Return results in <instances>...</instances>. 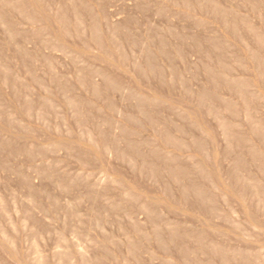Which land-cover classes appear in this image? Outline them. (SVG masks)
Returning <instances> with one entry per match:
<instances>
[{"label": "rangeland", "instance_id": "1", "mask_svg": "<svg viewBox=\"0 0 264 264\" xmlns=\"http://www.w3.org/2000/svg\"><path fill=\"white\" fill-rule=\"evenodd\" d=\"M0 264H264V0H0Z\"/></svg>", "mask_w": 264, "mask_h": 264}, {"label": "bare ground", "instance_id": "2", "mask_svg": "<svg viewBox=\"0 0 264 264\" xmlns=\"http://www.w3.org/2000/svg\"><path fill=\"white\" fill-rule=\"evenodd\" d=\"M23 2V1H22ZM25 2V1H24ZM71 3V2H70ZM31 4V3H30ZM19 5V4H18ZM20 6V5H19ZM30 7V6H29ZM19 8V7H18ZM21 8H23V7H21ZM17 9V8H16ZM32 9V8H31ZM76 9H77V7H76ZM79 9V8H78ZM25 11V10H24ZM28 11V10H27ZM34 11V10H33ZM31 12H32V10H31ZM78 12V11H77ZM76 12V13H77ZM79 13V12H78ZM34 14V13H33ZM37 15H38V13H36ZM64 14V13H63ZM36 15V16H37ZM65 15V14H64ZM66 16V15H65ZM69 16V15H68ZM35 17V16H34ZM67 17V16H66ZM33 17H31V19H32ZM60 18V17H59ZM34 19V18H33ZM62 19H64V18H62ZM70 21V20H69ZM66 23V22H65ZM68 25V24H67ZM232 26V25H231ZM235 27V26H234ZM232 29V28H231ZM257 35V34H256ZM263 37H259V39H262ZM257 54V53H256ZM254 57V56H253ZM247 58V57H246ZM257 58V57H256ZM157 59V58H156ZM254 60V59H253ZM256 60V59H255ZM256 61H258V60H256ZM255 62V61H254ZM148 63H150V61L148 62ZM261 63V62H260ZM151 65H153V64H151ZM262 68V67H261ZM260 71V70H259ZM215 72V71H214ZM216 73V72H215ZM218 73V72H217ZM259 73V72H258ZM261 73V72H260ZM239 85H241V84H239ZM240 86H238V88H239ZM237 88V89H238ZM241 88H243V86L241 87ZM240 90V89H239ZM243 90V89H242ZM241 90V91H242ZM204 96V95H203ZM165 133V132H164ZM166 134H168V133H166ZM170 135V134H169ZM163 136V135H162ZM167 136V135H166ZM168 137H166V139H167ZM166 139H164V140H166ZM170 141H172V140H170ZM236 141H238V140H236ZM172 143H174V142H172ZM180 143V142H179ZM200 143V142H199ZM170 144V143H169ZM172 145V144H171ZM173 146V145H172ZM180 146V145H179ZM178 147V146H177ZM176 147V148H177ZM199 147V146H198ZM202 148H203V145H202ZM180 149V148H179ZM177 155V154H176ZM162 160V159H161ZM176 161V160H175ZM158 162V161H157ZM174 164H175V162H173ZM152 164V163H151ZM153 164H154V162H153ZM163 164H165V163H163ZM151 166V165H150ZM166 166V165H165ZM179 166V165H178ZM180 167V166H179ZM183 167V166H182ZM168 168H169V166H168ZM178 168V167H177ZM185 168V167H184ZM158 169V168H157ZM156 169V170H157ZM178 170V169H177ZM182 170H184V169H182ZM172 172H173V170H172ZM178 174V173H177ZM186 174H187V172H186ZM190 174V173H189ZM175 175V174H174ZM177 176V175H176ZM185 176V175H184ZM182 177V176H181ZM178 180H179V178H178ZM194 185V184H193ZM194 186H196V185H194ZM188 188V187H187ZM194 187H192V189H193ZM197 189V188H196ZM195 188H194V190H196ZM189 190V189H188ZM198 191V190H197ZM191 192H192V190H191ZM196 192V191H195ZM184 193V192H183ZM199 193V192H198ZM197 193V194H198ZM195 196V195H194ZM186 197V196H185ZM202 197H203V195H202ZM201 197V198H202ZM204 198H206V196L204 197ZM206 200V199H205ZM195 203V202H194Z\"/></svg>", "mask_w": 264, "mask_h": 264}]
</instances>
